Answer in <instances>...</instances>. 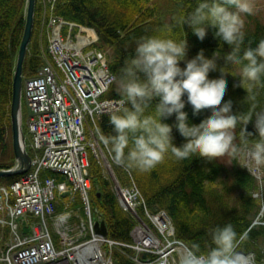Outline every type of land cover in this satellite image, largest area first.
<instances>
[{
	"label": "trees",
	"instance_id": "trees-1",
	"mask_svg": "<svg viewBox=\"0 0 264 264\" xmlns=\"http://www.w3.org/2000/svg\"><path fill=\"white\" fill-rule=\"evenodd\" d=\"M202 0H58L56 12L66 18L93 26L100 36L99 47L107 51L108 63L116 80L110 86L106 96L121 97L116 91L120 69L124 61L133 54L136 41L142 36L159 35L165 24L173 25L171 38L186 37L189 45L187 58L191 59L203 50L206 59L213 60L216 72L210 73L209 81L219 77L222 66L214 59L213 53L219 48L213 36V29L207 30L201 42L187 25L177 26L175 20L191 13ZM27 0H0V168L15 164L13 150L11 101L13 77L17 53L20 47L26 23ZM38 11V6H37ZM247 17H249L247 19ZM243 18L245 45L264 39V24L254 16ZM34 29L30 50L24 62V75L34 74L43 61L38 36ZM38 41H37V40ZM46 39L44 41V44ZM220 55L226 54L227 46H221ZM184 67V62H181ZM224 69L234 72L233 66L224 65ZM227 83L225 100L233 101L234 112H246L249 106L243 102L245 90L239 81L230 73H224ZM234 84L237 85L234 87ZM223 103V101H222ZM264 109V87L258 89V108ZM151 110V109H150ZM188 126L197 125L207 118L202 111L193 118L186 106ZM107 114L100 118V126L105 134H111L112 125ZM174 116L164 122L172 124ZM26 130V128H25ZM247 131H254L252 122ZM234 144L239 146L245 135L244 126L240 123L234 129ZM174 146L184 143L172 131ZM257 137L249 136L247 145H253ZM227 161L229 158H222ZM90 177L92 180L91 198L96 212L106 220L109 236L113 239L129 242L131 231L136 222L120 205L112 182L107 177L97 160L90 156ZM118 176L125 180L126 173L121 166L114 165ZM138 186L144 194L150 210L165 209L172 217L176 234L183 239L197 254H206L214 245L211 243V232L216 227L231 223L238 234L247 233V239L236 250L254 254L258 263H264V224H251L260 211V202L249 194L258 186L257 179L236 159L231 165L220 161L206 162L201 158H190L178 162L170 155L151 172L138 173L131 171ZM53 174L52 172H49ZM20 175L4 176L0 182H11ZM60 179L62 176H58ZM101 192V196L98 195ZM139 213L142 215L141 210ZM264 219V216H263ZM116 264H137L131 257L120 250H114Z\"/></svg>",
	"mask_w": 264,
	"mask_h": 264
},
{
	"label": "built area",
	"instance_id": "built-area-1",
	"mask_svg": "<svg viewBox=\"0 0 264 264\" xmlns=\"http://www.w3.org/2000/svg\"><path fill=\"white\" fill-rule=\"evenodd\" d=\"M42 1L52 7L48 22L44 13L43 24L47 22L53 61L25 84L32 169L10 184L0 183L2 238L8 229L0 245V264H114L116 246L134 249L133 258L140 264H177L178 257L180 264L197 259L202 264V257L175 237L169 214L148 210L129 170L132 185L122 186L115 178L121 203L132 213L144 205L152 225L140 221L132 232L134 243L95 232L89 152L105 165L107 156L95 132L99 111L121 108L122 99L102 98L115 75L103 52L87 49L96 39L95 31L54 14V0ZM75 26L79 30L74 34ZM46 169L61 172L66 179L43 176ZM143 252L153 257L139 259Z\"/></svg>",
	"mask_w": 264,
	"mask_h": 264
},
{
	"label": "clouds",
	"instance_id": "clouds-1",
	"mask_svg": "<svg viewBox=\"0 0 264 264\" xmlns=\"http://www.w3.org/2000/svg\"><path fill=\"white\" fill-rule=\"evenodd\" d=\"M252 14L248 0H202L187 16L175 20L177 26L187 25L201 42L207 30L213 29L219 48L227 46L219 77L211 81L207 77L216 72V64L205 58L203 50L188 59L186 37L175 39L167 35L173 32V25L165 24L159 35L142 36L136 41L133 54L124 61L115 82L123 106L99 111L100 117L108 115L111 134H105L100 124L95 129L99 141L110 148L116 165L138 173L151 172L166 154L178 162L201 158L231 165L240 150L234 144L238 123L244 126V145L249 136L257 137L246 155L257 165H264V109L257 110L258 89L264 87V39L254 47L251 41L242 47L245 39L241 17ZM218 49L214 57L220 55ZM224 65L239 66V71L231 72ZM225 72L239 77V86L246 92L241 102L249 106L248 111L234 112L233 101L224 99ZM186 106L193 118L202 111L208 113L207 118L188 126L183 111ZM173 116L171 125L164 122ZM249 122L253 124L252 132L247 131ZM173 128L185 141L179 146H174ZM225 157L229 159L224 161ZM249 195L256 198L254 193ZM246 239L247 233L238 234L231 223L216 227L211 232L214 247L203 264H236V248ZM193 264L200 262L197 259Z\"/></svg>",
	"mask_w": 264,
	"mask_h": 264
},
{
	"label": "water",
	"instance_id": "water-1",
	"mask_svg": "<svg viewBox=\"0 0 264 264\" xmlns=\"http://www.w3.org/2000/svg\"><path fill=\"white\" fill-rule=\"evenodd\" d=\"M36 0H28L26 23L24 33L17 53L16 65L13 77V90L11 101V122L13 149L15 152L16 162L12 168H0V178L23 174L30 170L32 156L27 148L26 135L23 125V68L29 43L31 42L35 21ZM101 196V192L98 191ZM96 232L108 235V225L100 213H97Z\"/></svg>",
	"mask_w": 264,
	"mask_h": 264
},
{
	"label": "rangeland",
	"instance_id": "rangeland-1",
	"mask_svg": "<svg viewBox=\"0 0 264 264\" xmlns=\"http://www.w3.org/2000/svg\"><path fill=\"white\" fill-rule=\"evenodd\" d=\"M253 9L252 16L256 15L260 21L264 24V0H248ZM229 11H232L229 9ZM247 17V16H246ZM245 17H241L243 19ZM249 17H247L248 19ZM38 38V37H37ZM37 40V39H36ZM38 41V40H37ZM223 55L215 56L214 59L223 64ZM234 73L239 71V66H233ZM239 81V77H236ZM253 145H241L238 153V161L242 165L243 168L247 169L258 182V186L252 193L256 194V198L260 202V211L256 218H259L262 221V217L264 216V165H257L255 161L251 158L250 155H246L250 151ZM263 223V222H262ZM238 252V251H237ZM254 260V254H248Z\"/></svg>",
	"mask_w": 264,
	"mask_h": 264
},
{
	"label": "bare ground",
	"instance_id": "bare-ground-1",
	"mask_svg": "<svg viewBox=\"0 0 264 264\" xmlns=\"http://www.w3.org/2000/svg\"><path fill=\"white\" fill-rule=\"evenodd\" d=\"M204 260H202L203 262ZM236 264H261L255 262L248 254L236 252Z\"/></svg>",
	"mask_w": 264,
	"mask_h": 264
}]
</instances>
